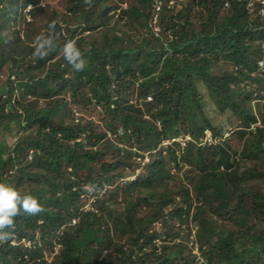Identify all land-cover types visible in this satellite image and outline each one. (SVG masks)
<instances>
[{
    "label": "trees",
    "instance_id": "16d2710c",
    "mask_svg": "<svg viewBox=\"0 0 264 264\" xmlns=\"http://www.w3.org/2000/svg\"><path fill=\"white\" fill-rule=\"evenodd\" d=\"M119 1L69 0L68 14L75 24L61 28L55 23L45 33L56 39L53 51L40 58L30 49V64L11 57L5 87H0V134L16 131L21 136L7 156L0 148V182L35 197L44 211L21 212L14 227L4 230L12 235L0 241V264H49L44 253L53 250V242L61 249L50 264H196L183 242L169 241L180 232L168 226L175 218L188 224L182 216L194 201H202L205 214L213 217L206 220L199 211L193 215L201 253L209 263L264 264V160L260 165L255 158L264 153V126L256 127L254 139L242 145V157L254 168L242 175L234 173L240 167L235 169L222 145L158 149L161 140L185 132L194 138L204 129L221 134L222 127L212 123L208 111L212 106L219 114L235 111L242 126L257 123L251 101L264 100V72L258 68L264 60V14L259 13L264 5L258 1L248 12L249 0H163L157 12L161 32L156 36L149 26L152 0H139L144 14L136 6L122 8ZM8 3L0 6V31L17 21L19 8L23 11L35 0ZM194 3L201 9L191 12ZM126 19L134 21L123 26ZM99 26L108 27L102 45L91 39L84 50V36L77 32H93ZM69 40L76 41L82 59L87 56L81 71L63 58L62 47ZM14 42L23 46L20 38ZM12 43L0 36V65L6 63ZM243 82L254 84V89L244 90ZM15 92L19 97L13 99ZM242 101L248 105L242 106ZM90 109L100 112V127L110 138L80 115L74 122V113ZM62 116L71 122L64 124ZM30 150L37 153L28 160ZM168 164L189 167L191 193L185 186L180 192L165 191ZM221 165L230 172L220 173ZM133 174L134 182L122 181ZM255 179L258 185L247 184ZM158 180L164 190L146 192L147 185ZM84 187L94 188L96 199L94 208L81 212ZM121 195L123 209L118 213L109 204ZM175 200L183 206L173 207ZM167 207L170 210L164 211ZM142 209L146 213L139 217ZM74 217L79 221L71 225ZM158 221L163 232L151 226ZM23 238L30 246L21 242Z\"/></svg>",
    "mask_w": 264,
    "mask_h": 264
},
{
    "label": "rangeland",
    "instance_id": "374dc122",
    "mask_svg": "<svg viewBox=\"0 0 264 264\" xmlns=\"http://www.w3.org/2000/svg\"><path fill=\"white\" fill-rule=\"evenodd\" d=\"M19 1V0H18ZM112 0H109V2ZM118 1V0H117ZM187 1V0H184ZM258 0H249L248 1V12H252V10L254 9L255 4L257 3ZM69 0H35V5H33L32 9L34 8L36 13H28L27 12V8L24 9L23 11L20 10V8L18 9L17 12H21V14H19L17 16V21H12L10 24V27L7 29H1L0 31V36H4L6 38V40L10 41V44L12 43L13 45L10 47L9 51L6 53V63H3L2 65H0V87H5L4 84V79H5V75L9 72V70L7 68H10L9 66H11L12 63V59L11 57L14 58L15 56L20 57L22 60H24V62L26 63H31L33 60H29V53H30V49H34V44H35V38L40 35V34H44L46 32H49V25H51L53 22H55L56 24L58 23L59 26L62 28L64 26L65 23L67 24H75V22L72 20V18L69 16L68 14V6H69ZM108 2V3H109ZM122 3V8L124 9H130L133 8V6L138 7V11L140 10L141 13H145L144 10H146V8L144 6H139L141 5L139 0H121L119 1ZM107 4L106 7H107ZM261 4H264V0L260 1ZM162 6L163 0H152V14H151V18H150V23L149 26L152 28V30H154L156 27H158L160 29L161 32V27L158 24V14L157 12L160 10H156V6L160 5ZM170 6H173V1H169L167 3ZM253 5V7H249L250 5ZM1 7H9V3L8 0H4L3 3L0 5ZM200 7H198V5L196 3L191 4V12H195V10H200ZM264 11V8L260 9L259 13L260 15H262L261 12ZM118 12V11H117ZM116 12V14H117ZM114 12H111L109 15H111L112 17H114L115 19V14H113ZM264 13V12H263ZM23 15V16H22ZM16 16V14L13 13V18ZM97 14H95V16L93 17L92 20H94L96 18ZM190 18H193V15L190 16ZM132 21L134 20H128L127 19L125 21H122L123 26H126L129 22L132 23ZM72 26V25H71ZM109 26H111V24L109 23ZM107 29V30H106ZM108 31V27L104 28V27H98V29L94 30L93 32H88L85 29H82L81 31L77 32L78 36H84V41L82 40V48L84 50H87V48L89 47V44L91 42V39H94L98 46H101L102 43V37L104 36L105 32ZM159 32V34H160ZM154 34V32H153ZM158 34V35H159ZM18 38H20L23 41V46L22 47H17L19 45H17L14 41L17 40ZM56 40V39H53ZM61 53V51H60ZM59 55V52H58ZM83 60L87 61V56L83 57ZM258 68L259 70L264 72V60H261L258 64ZM252 75H256L255 73ZM3 76V77H2ZM264 76V73H263ZM69 78H73L72 76H69ZM254 84H249L247 82H243V84L241 85V87L250 92L254 89ZM264 93V91H263ZM14 98H18L19 94L17 92L14 93ZM241 105H248V103H245L244 101L241 102ZM68 108L72 107V104L70 101H68ZM251 109L253 112H255L256 117H257V123L254 125H251L249 128L242 126L240 123V120L237 118V113H235V111L231 112L229 109L226 110V113H222L219 114L220 112H218L213 106L212 109L216 110L215 112L212 109H209V113H210V117L213 119L212 123L216 126V127H222V132L221 134H217L215 135L213 132L212 137L214 138L215 136L218 137H222L224 134H229V137L226 139V142L222 143V146L225 147V150L227 152V155L230 157V162L231 164L233 163V165L236 167H240V169L238 170V172H234V173H238V174H243L244 172L247 171H251L254 168L253 167H248L251 166V163L249 161H247V159H244L241 155V149H242V145L244 144V141L247 139H254L255 135V129L256 127H263L264 126V100L263 101H259V99H255L251 101ZM211 111V112H210ZM237 111V110H236ZM82 113V114H80ZM80 113H77L78 115L82 116V120L84 121H93L94 127H95V131L98 132H104L105 131V127H100L101 126V120H102V116L100 114V112L96 111V110H88V111H82ZM263 115V116H262ZM61 121L64 124H68L71 122V118L68 116H62L60 117ZM59 119V120H60ZM30 130H28V132L26 133V135L29 133L30 134ZM4 133V132H3ZM186 133V132H185ZM20 133L14 131L13 133H6L4 134H0V148L2 147V152H3V156H7L8 153L11 150L12 144L14 142V140L18 139L20 137ZM171 138V137H170ZM183 141H181L182 143ZM179 144V148L182 149L183 146L182 144ZM263 149H264V144H263ZM11 154V153H10ZM13 156V155H11ZM180 156V153H178V157ZM260 165L262 164L263 160H264V153H259L257 154V157H255ZM27 159L29 160V157H27ZM248 165V166H247ZM168 169H170V179L168 178L165 182V188H166V192H180L181 190H179L180 186H185L187 189H189V193L192 192V179L189 178V176L186 174L187 170L191 172V170L189 169V167L187 165H180L179 167L176 166H172L171 164H168ZM232 169L231 173L235 170ZM192 173V172H191ZM221 173V171H220ZM9 174H13V169L9 172ZM238 174H236L238 176ZM245 182L247 181L246 179H244ZM129 181V180H128ZM260 181V180H259ZM124 182H127V180H125ZM248 185L254 186L253 184L258 185L257 179H255V181L250 180L248 183ZM161 184V182L156 181L153 182L149 185H147L146 187V192H151L153 191V189H157L159 191L164 190V184L163 186ZM133 188V187H132ZM131 188V189H132ZM260 191L261 193H264V187L263 185L260 186ZM137 193L131 191V195L135 196ZM95 193H94V188H89L86 189V193L84 194V199H82V201H80L81 205H86L85 209H92L94 208V199H95ZM181 195V193H180ZM178 195L177 198H181V196ZM99 197V196H98ZM124 199V195H121L120 197H118L117 203H110L109 207H111L112 210H116L118 213H120L123 209V202L122 200ZM75 205H73L71 208H73ZM182 202H179L178 200H175L173 207H181ZM186 207V206H185ZM165 210H170L169 207H167ZM81 212H83V209H80ZM196 211L199 212H203V215L205 216L206 220H213L212 215H206V205L202 202V201H194L191 203L189 212L187 214H184L182 216V218H186L188 224H180L178 219H172L169 223L168 226L171 229L172 232H180L179 234V238H173L170 237L169 241H172L173 239L178 243V242H183V245L187 247V249L185 250L186 255H191L196 257L197 255L193 254L192 252L197 249L198 254H200L198 261H196L195 258V263L196 264H211L207 261V259H205L202 256V247L200 249V243L197 240V236H196V232H198L199 230V226L196 222L193 221V215L195 214ZM146 213V209H142V211L139 214V217H143ZM72 220H75V224L79 221L77 217L73 218ZM71 220V223H72ZM74 224V225H75ZM220 221L217 220L216 225H220ZM163 229V227H161L159 229V231H161ZM163 232V230H162ZM189 242H193L192 245H188ZM53 242V250H49V249H45V260L47 263L52 262L53 257L57 256L61 246L60 244ZM160 244V241L157 242V245ZM41 246V244H40ZM226 264V263H224Z\"/></svg>",
    "mask_w": 264,
    "mask_h": 264
},
{
    "label": "clouds",
    "instance_id": "9594fccd",
    "mask_svg": "<svg viewBox=\"0 0 264 264\" xmlns=\"http://www.w3.org/2000/svg\"><path fill=\"white\" fill-rule=\"evenodd\" d=\"M88 0H85V3H87ZM34 4H28L26 6L27 12L30 13L34 10L32 9ZM25 8V9H26ZM55 22H53L51 25H49V29H54ZM35 52L34 55L38 56L40 58H44L47 56L51 51L55 49V44L53 37L51 35L45 36L44 34H40L35 38V44H34ZM62 53L64 60L67 61L68 64H70L75 70L81 71L84 68V60L82 59V53L80 49L77 47L75 40H69L67 43H65L62 47ZM14 76H11L10 79L13 80ZM14 99V97H13ZM28 101H31L33 98L31 96H27ZM147 101H151V98L147 97ZM74 122L77 123L79 116L77 113H74ZM208 131L210 132L211 136L213 135L212 131L209 129H204L201 133V135L198 138H194L189 133L180 134L177 136H173L171 138L163 139L161 140L160 144L158 145V149L166 150L171 146H176L179 150H184L189 145H194L197 147H209V146H218L222 145L223 142H226V139L229 137L224 138V135L222 137H218L214 135L213 143H206L203 141L204 139V132ZM106 135L110 138L111 133L109 131H105ZM123 134L122 129H119L117 131V135L121 136ZM188 136L190 140L187 142L186 146H184L182 149L179 148V144L181 141L185 139V137ZM172 139H175L172 141ZM215 141V142H214ZM164 142H168V144L164 145ZM34 154L37 152L34 150H30ZM29 151V152H30ZM133 151H135V148H133ZM28 152V155H29ZM28 157V156H27ZM136 161H140V158H134ZM31 160V159H30ZM149 159L145 155L143 159V163H148ZM142 163V164H143ZM231 169H227L224 165H221L219 167V171L221 172H230ZM138 173V171H137ZM135 174L130 175L126 178H124L122 181L129 180L128 182H134L135 180ZM84 192L79 196L80 199H84V194L86 193V189H89L91 187H84ZM106 189V187H104ZM104 193V190L100 193V196ZM99 198V197H98ZM96 199V196H95ZM94 199V201H95ZM83 211H86L88 209L86 208V205L81 206ZM44 211L43 206L38 202V200L31 196V195H21L17 190H15L10 185H7L5 183L0 182V241L7 240L11 237V232L4 231L5 229H12L14 227V218L19 215L21 212L27 214V215H38ZM75 218V217H74ZM73 219V218H72ZM71 219V220H72ZM75 223H71V225H74ZM152 228L158 232L159 229L162 226L161 222H154L152 225ZM24 239V238H23ZM22 240V239H21ZM159 241H155V244H157ZM193 242H189L188 245H192ZM193 254L196 256V261H198L200 254H198L197 249H195ZM45 254V253H44ZM45 257V256H44ZM50 264V263H49Z\"/></svg>",
    "mask_w": 264,
    "mask_h": 264
},
{
    "label": "built area",
    "instance_id": "2783aa9c",
    "mask_svg": "<svg viewBox=\"0 0 264 264\" xmlns=\"http://www.w3.org/2000/svg\"><path fill=\"white\" fill-rule=\"evenodd\" d=\"M258 1L260 2L261 0H258ZM258 1H257V2H258ZM251 5H252V4H251ZM262 5H264V4H262ZM160 8H161V4L156 6V10H159ZM262 8H263V7H262ZM262 8H261V9H262ZM263 12H264V11H263ZM263 12H261L262 15L264 14ZM153 32H154V35L158 36V34H159V32H160V29H159L158 27H156V28L153 30ZM226 137H228V134H227V133L224 134V138H226ZM174 140H175V139H172V141H174ZM189 140H190V138H189L188 136H186L185 139L183 140V142L181 143L182 146H183V147L186 146V144H187V142H188ZM203 141L206 142V143H208V144L213 143V139H212V136H211L210 132H208V131H205V132H204V139H203ZM214 142H215V141H214ZM163 144L166 145V144H168V142H164ZM33 155H34V153H33L32 151H30V152H29V155H28L29 160L32 158ZM72 223H75V220H72ZM21 242L25 243L27 246H30V243H31L30 241H28V240H26V239H22ZM14 243H15L14 240H12V242H10L11 245H14ZM57 245H58V244H57Z\"/></svg>",
    "mask_w": 264,
    "mask_h": 264
}]
</instances>
